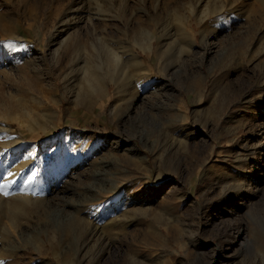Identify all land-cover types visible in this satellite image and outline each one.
<instances>
[{
    "label": "rangeland",
    "instance_id": "1",
    "mask_svg": "<svg viewBox=\"0 0 264 264\" xmlns=\"http://www.w3.org/2000/svg\"><path fill=\"white\" fill-rule=\"evenodd\" d=\"M0 125L2 264H264V0H0Z\"/></svg>",
    "mask_w": 264,
    "mask_h": 264
},
{
    "label": "bare ground",
    "instance_id": "2",
    "mask_svg": "<svg viewBox=\"0 0 264 264\" xmlns=\"http://www.w3.org/2000/svg\"><path fill=\"white\" fill-rule=\"evenodd\" d=\"M222 8V6L219 8V9H221ZM217 11V10H216ZM206 16V15H205ZM114 17H115V15H114ZM88 19V18H87ZM116 19V18H115ZM103 30V29H102ZM96 36V35H95ZM99 36V35H98ZM100 37V36H99ZM98 37H96V39H97ZM101 40V39H100ZM96 41V40H95ZM98 41H99V39H98ZM114 44V43H113ZM126 45V44H125ZM124 45V46H125ZM113 46L114 45H112V48H113ZM124 46H119V47H117L116 46V48H114V49H112V50H110L109 48H108V50H107V52H106V55L107 56H109V59L111 60V62H113V64L115 65V69L113 70V72H116V67L119 65L120 67H119V69L120 70H117V71H119V72H117V74H114L113 76H112V80L113 81H115L116 79H118V81L119 82H121L122 83V81H125L126 83H127V81L129 82V80H130V76H129V73H127V71H124V70H122V68L124 69H126V67L127 68H129V65H128V63H130L131 61L133 62V65L130 63V66L132 67V66H134L135 64H137L138 66H141L142 67V61H140L139 60V58L135 55V53H134V51H132L130 48H125ZM107 47V46H106ZM115 47V46H114ZM125 49H124V48ZM92 48H94V45L92 46ZM122 48L124 49V50H122ZM149 46H147V49L149 50ZM121 49V50H120ZM95 50V49H94ZM120 50V51H119ZM93 51V50H92ZM98 51H100V49L98 50ZM95 52H96V50H95ZM76 53V52H75ZM101 53V52H100ZM93 55V54H92ZM76 56V55H75ZM74 56V57H75ZM99 56V55H98ZM98 56H96V57H98ZM101 56V55H100ZM99 56V57H100ZM103 56V55H102ZM101 56V57H102ZM77 57V56H76ZM100 57V58H101ZM73 58V57H72ZM130 60V61H129ZM96 61H98V60H96ZM101 61V60H100ZM102 65V64H101ZM100 65V66H101ZM108 66V65H107ZM145 68V67H144ZM107 69V68H106ZM130 70V69H129ZM143 70V69H142ZM144 71V70H143ZM144 73V72H143ZM147 74V73H146ZM95 77V79H96V83L95 84H93L92 86H90L89 88H90V90H91V92L92 93H94L99 87H101V85H102V78H99V77H96V76H94ZM121 77V78H120ZM133 78V77H132ZM146 78V77H145ZM149 79H150V77H149ZM139 80V79H138ZM117 80H116V82H118ZM153 80H151V82H152ZM94 83V82H93ZM149 83V82H148ZM127 85V84H126ZM87 89H88V87H87ZM0 130H7V128L6 127H4V126H2V125H0ZM66 147V146H65ZM67 148V147H66ZM65 150V149H64ZM16 152V151H15ZM15 152H13V153H15ZM17 153V152H16ZM66 153V151L64 152V154ZM20 154V153H19ZM17 155V154H16ZM15 155V156H16ZM18 156V155H17ZM16 156V157H17ZM16 157H14V159L16 158ZM23 158V157H22ZM16 159H19V158H16ZM28 159V158H27ZM11 160H13L12 158H11ZM29 160V159H28ZM10 162V161H9ZM7 164H9L8 162L6 163V165ZM11 164V163H10ZM9 164V165H10ZM30 164V163H29ZM26 165V164H25ZM8 166V165H7ZM32 175V174H31ZM30 175V176H31ZM30 176H29V179H30ZM33 176V175H32ZM25 178V177H24ZM22 179H23V177H22ZM16 199L18 198V200H15L14 199V201H20L21 203H13L12 204V207L13 208H9L8 207V211L6 212V217H9L10 218V222H11V225L13 224V221H12V217H11V215H13V217H15L16 216V213H18V212H23V210H22V206L24 205V203H28L29 201L27 200V198H25V197H23V196H20V197H15ZM228 211V210H227ZM0 213H2V212H0ZM58 213V212H57ZM215 214L214 213H212L211 215H210V217H213ZM77 225V224H76ZM54 228V230H53V232H52V234L51 235H49V232H47V230H45L44 228H37L35 231H33L32 233H30L29 234V236H27V237H30V240L32 241L33 240V242H35V243H37L38 245H40V246H44L46 243H50V238H52L53 236H54V231L57 229H59L60 227L61 228H64V229H68L69 230V223H66V224H62V225H59V224H56V225H54L53 226ZM5 230H4V232H2V234H0V237L2 238L1 240H0V264H2V260H3V258H7V257H10V255H11V251H12V249L14 248V245H13V240L10 238V235H11V233L10 232H8V229H6V228H4ZM17 230V229H16ZM167 230V229H166ZM165 230L163 229V228H159V233L158 232H155V235H156V238L157 239H161V236H160V234L162 233V232H164ZM12 232H13V235H12V237L14 236V238H15V235H14V231L12 230ZM70 232V231H69ZM68 231H67V233H69ZM71 234V233H70ZM25 243V242H24ZM40 248H38V250H39ZM43 253V252H42ZM43 256H45V254L43 255ZM42 257V256H41ZM45 258V257H44ZM11 259V258H10ZM12 260V259H11ZM13 261V260H12ZM12 261H11V263L10 264H12ZM14 261H16V260H14ZM58 261V260H57ZM5 263V262H4ZM14 264V263H13ZM54 264H57V262H55Z\"/></svg>",
    "mask_w": 264,
    "mask_h": 264
}]
</instances>
